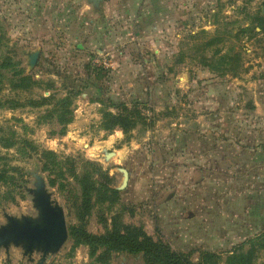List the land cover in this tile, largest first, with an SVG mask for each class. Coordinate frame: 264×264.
Here are the masks:
<instances>
[{
  "label": "rangeland",
  "instance_id": "rangeland-1",
  "mask_svg": "<svg viewBox=\"0 0 264 264\" xmlns=\"http://www.w3.org/2000/svg\"><path fill=\"white\" fill-rule=\"evenodd\" d=\"M262 5L264 0H101L97 5L89 0H0V99L20 104L0 108V129L4 135L13 132L16 140L10 147L0 144L5 176L0 225L6 214L37 215L28 188L40 177L62 206L67 230L84 223L89 232L103 233L119 216L124 224L143 225L154 239L165 240L193 262L215 253L223 264L235 246L246 241L247 249V242L264 232V191L256 196L260 188L241 183L239 151H224L223 145L227 113L237 131L242 104L251 109L250 95L238 79L264 59ZM247 26L255 33L240 31ZM213 37L219 40L203 48ZM215 48L239 55V74L222 75L201 64L202 55L210 57ZM33 52L37 57L31 66ZM18 74L34 83L14 88ZM68 94L71 113L62 115L58 100ZM41 98L46 99L41 105L28 103ZM120 103L136 105L146 118L129 137L100 126L102 111L115 113ZM69 116L70 122L63 123ZM92 164L115 189L122 168L132 173L134 184L117 189L113 203L95 202L81 221L74 174L81 176ZM151 166V180L164 182L176 173L182 189L194 188L191 207L184 211L198 217L195 233L170 236L159 228L150 208L153 193L148 196L140 182L135 184ZM61 183L66 186L60 188ZM89 253L87 245L67 237L44 264H145L140 253L112 252L104 263L94 262ZM39 260L38 252L29 257L21 247L0 248V264ZM255 263L264 264V247Z\"/></svg>",
  "mask_w": 264,
  "mask_h": 264
},
{
  "label": "trees",
  "instance_id": "trees-1",
  "mask_svg": "<svg viewBox=\"0 0 264 264\" xmlns=\"http://www.w3.org/2000/svg\"><path fill=\"white\" fill-rule=\"evenodd\" d=\"M259 17L254 19L255 21L261 20ZM242 32H253L255 33V27L247 26L245 28H240ZM219 40L218 38H209L202 45L203 48L210 47ZM201 47V48H202ZM200 48V46H199ZM221 54L220 48H215L213 54L210 57L202 55L201 64L207 66L213 72L219 71L222 75H232L236 76L238 73V68L240 67L239 55H230L229 53ZM219 54L217 60L215 61V56ZM1 65V64H0ZM221 65V66H219ZM18 74L13 80L14 88L20 87L22 89H27L31 86L34 81L31 80L30 76H20ZM78 93V92H76ZM46 101L45 98L39 100H29V104L33 106H38ZM71 98L68 94L64 98L58 100L62 108V115H68L71 113L68 105L71 104ZM20 105L15 100H1L0 108L8 106L9 108H15ZM117 111L115 113L103 110L100 126L105 131H111L118 128L122 131L124 135L129 137L133 129H135L138 124L146 120L144 114L136 107L132 105L128 107L124 103L116 105ZM71 117L63 119V123H69ZM12 133V135H11ZM3 134V129H0V144L5 147H10L15 144L16 140H13L14 133ZM28 145L30 142L23 140ZM46 155H54L52 152H43ZM51 158V157H50ZM47 169V167H45ZM53 169L50 166V171ZM100 173V176L105 178L104 181L98 180L94 174ZM74 173H72L73 175ZM99 175V174H98ZM77 183L80 186V203H79V216L81 221H84L85 215H87L92 209L95 202H110L113 203L117 201L119 191L109 185V177L106 173L101 171V169L92 164V169L86 170L81 176L75 175ZM5 177L0 173V181ZM5 183V182H4ZM50 185H55V180L50 179ZM66 184L61 183L59 187H65ZM260 233L258 237L249 240V248L245 249V243H241L235 246L232 254L225 257L223 264H256L255 258L258 249L264 247V241L262 240ZM68 237L73 240L75 245L85 244L89 247L90 257L94 258V262L104 263L109 254L112 252H126L132 254H142L145 264H220L221 258L215 253H204L197 262H193L188 255L183 252L174 250L165 240L154 239L150 234H148L143 225H133L124 224L119 216H114L111 221V228L107 229L103 233L94 234L89 232L84 223L79 225H73L68 227ZM101 250L100 252H98Z\"/></svg>",
  "mask_w": 264,
  "mask_h": 264
},
{
  "label": "crops",
  "instance_id": "crops-1",
  "mask_svg": "<svg viewBox=\"0 0 264 264\" xmlns=\"http://www.w3.org/2000/svg\"><path fill=\"white\" fill-rule=\"evenodd\" d=\"M238 81L250 95L248 107L251 109L248 111L245 104H242L241 112L237 118L239 121L237 131L231 128V115L229 112L227 113L228 127L224 132V137L227 140L223 147L224 151H229V149L239 151V178L241 183L245 185L253 183L260 188V192L256 193L258 196L264 191V59L256 60V64L253 67L250 66ZM235 137L239 140L238 144L235 143L237 140ZM151 169L152 166L148 175H146V170L137 175L135 184L140 182L144 186L143 191H146V195L150 196L153 193L151 199L154 203L150 208L153 209L152 213H154L161 231L170 236L195 233L193 224L198 220V217H193L195 215L193 212V214H186L184 211L193 201L192 197L196 193L193 191L194 188L182 189L183 179L176 173H171L172 176L161 180L164 182H158L156 178L153 181L151 176L154 171ZM128 172L127 186L129 187L134 184V180L132 173ZM164 172L165 174L168 173L166 170ZM248 179L253 180L248 181ZM191 182V178L188 177L187 184Z\"/></svg>",
  "mask_w": 264,
  "mask_h": 264
},
{
  "label": "water",
  "instance_id": "water-1",
  "mask_svg": "<svg viewBox=\"0 0 264 264\" xmlns=\"http://www.w3.org/2000/svg\"><path fill=\"white\" fill-rule=\"evenodd\" d=\"M101 0H89L97 5ZM264 15V5L261 7ZM30 65L36 62L37 52L30 55ZM122 182L117 187L121 190L127 186L129 172L122 168ZM32 196L36 216L16 217L5 215V223L0 225V248L7 250L10 246L21 247L24 255L31 257L34 252L40 254L37 264H44L50 254L56 253L68 237L65 214L62 206L51 197L42 178L37 177L34 187L28 188Z\"/></svg>",
  "mask_w": 264,
  "mask_h": 264
}]
</instances>
